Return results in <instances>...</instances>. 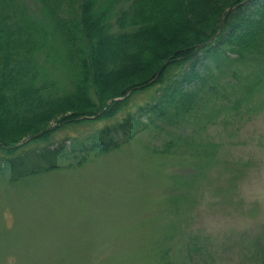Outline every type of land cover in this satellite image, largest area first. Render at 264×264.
I'll use <instances>...</instances> for the list:
<instances>
[{
	"label": "rangeland",
	"instance_id": "1",
	"mask_svg": "<svg viewBox=\"0 0 264 264\" xmlns=\"http://www.w3.org/2000/svg\"><path fill=\"white\" fill-rule=\"evenodd\" d=\"M158 88L113 119L70 125L15 155L0 151V163L22 162L0 170V264H264V86L212 121H159L133 137L134 123L121 124L154 103ZM106 126L120 147L80 163L73 143ZM50 162L59 167L18 177Z\"/></svg>",
	"mask_w": 264,
	"mask_h": 264
},
{
	"label": "trees",
	"instance_id": "2",
	"mask_svg": "<svg viewBox=\"0 0 264 264\" xmlns=\"http://www.w3.org/2000/svg\"><path fill=\"white\" fill-rule=\"evenodd\" d=\"M32 1L39 14L28 0H0V151L7 155L70 125L113 119L157 86L155 102L121 124L134 123L133 137L159 121H212L264 86V0ZM116 131L99 129L71 153L81 163L90 152L114 151ZM58 167L50 162L18 177ZM186 252L191 258L190 246Z\"/></svg>",
	"mask_w": 264,
	"mask_h": 264
},
{
	"label": "water",
	"instance_id": "3",
	"mask_svg": "<svg viewBox=\"0 0 264 264\" xmlns=\"http://www.w3.org/2000/svg\"><path fill=\"white\" fill-rule=\"evenodd\" d=\"M247 2H248V0H245V2H244L243 4H245V3H247ZM237 7H239V6H235V7L230 8V9L228 10V13L232 12V11L235 10ZM222 28H223V25L221 26L220 31H219V33H218L217 36H219V34L221 33ZM161 72H162V70L159 72V74L157 75L156 79L160 76ZM131 92H132V91H130V92L126 95V97H127ZM126 97H125V98H126ZM111 102H112V101H110L109 104H110ZM31 139H32V138L27 139L25 142H28V141H30Z\"/></svg>",
	"mask_w": 264,
	"mask_h": 264
}]
</instances>
